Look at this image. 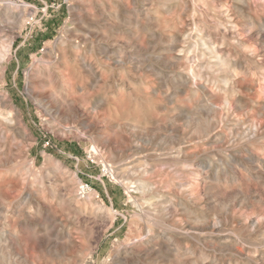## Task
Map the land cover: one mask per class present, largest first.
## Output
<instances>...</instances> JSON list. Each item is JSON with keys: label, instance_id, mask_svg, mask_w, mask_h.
<instances>
[{"label": "rangeland", "instance_id": "obj_1", "mask_svg": "<svg viewBox=\"0 0 264 264\" xmlns=\"http://www.w3.org/2000/svg\"><path fill=\"white\" fill-rule=\"evenodd\" d=\"M23 1L0 6V264H264V0Z\"/></svg>", "mask_w": 264, "mask_h": 264}, {"label": "bare ground", "instance_id": "obj_2", "mask_svg": "<svg viewBox=\"0 0 264 264\" xmlns=\"http://www.w3.org/2000/svg\"><path fill=\"white\" fill-rule=\"evenodd\" d=\"M238 1H242V0H238ZM29 12H30V11H29ZM103 12H104V11H103ZM119 15H120V14H119ZM124 17H125V16H124ZM116 18H117V17H116ZM129 18H130V17H129ZM245 18H246V17H245ZM122 20H123V19H122ZM128 20H129V19H128ZM122 24H123V23H122ZM129 24H130V23H129ZM130 27H131V26H130ZM126 28H127V26H126ZM133 28H134V27H133ZM131 29H132V28H131ZM131 29H130V30H131ZM131 42H132V41H131ZM131 42H130V43H131ZM62 43H63V41H62ZM195 43H196V42H195ZM134 44H135V43H134ZM175 44H176V43H175ZM114 45H115V44H114ZM126 45H127V43H126ZM131 45H133V44H130V47L132 48ZM135 45H136V44H135ZM128 46H129V44H128ZM125 47H126V46H125ZM133 47H134V45H133ZM126 48H127V47H126ZM131 48H130V49H131ZM174 48H175V47H174ZM132 50H133V49H132ZM132 50H131L130 52H132ZM206 50H207V49H206ZM208 51H209V50H208ZM210 51H211V50H210ZM212 53H214V52H212ZM212 53H209V54H212ZM103 54H104V53H103ZM103 54H102V55H103ZM209 54H207V55H209ZM62 56H63V55H62ZM107 56H108V55H107ZM212 56H213V55H212ZM212 56H210V57H212ZM214 56H215V55H214ZM90 57H91V56H90ZM112 57H113V55H112ZM118 57H119V56H118ZM107 58H108V57H106V59H107ZM119 58H120V57H119ZM71 59H72V58H71ZM81 59H82V58H81ZM115 59H116V58H115ZM120 59H121V58H120ZM188 59H189V58H188ZM79 60H80V58H79ZM108 60H110V59L108 58ZM117 60H118V59H117ZM217 60H218V59H217ZM217 60H216V61H217ZM67 61H68V60H67ZM75 61H76V59L74 60V62H75ZM83 61H84V60H83ZM115 61H116V60H115ZM191 61H192V60H191ZM219 61H220V60H219ZM49 62H50V61H49ZM58 62H59V61H58ZM118 62H119V61H118ZM121 62H122V61H121ZM64 63H65V62H64ZM75 63H76L78 66H79V64H81L80 62H79V64H78L77 62H75ZM92 63H93V62H92ZM106 63H107V62H106ZM66 64H67V63H66ZM73 64H74V63H73ZM76 64H75V65H76ZM113 64H114V63H113ZM117 64H118V63H117ZM45 65H46V64H45ZM61 65H62V64H61ZM95 65H97V64H95ZM71 66H73V65H71ZM86 66H87V65H85V63H84V64L81 65V68H84L89 74H91V76H92L93 79H96V75H95V74L93 75L92 70H90V69L87 68ZM91 66H92V64H91ZM218 66H219V65H218ZM75 67H76V66H75ZM89 67H90V66H89ZM92 67H93V66H92ZM92 67H91V68H92ZM234 67H235V66H234ZM70 68H71V67H70ZM72 68H74V67H72ZM76 68H77V67H76ZM76 68H75V69H76ZM78 68H79V67H78ZM189 68H190V67H189ZM75 69H74V70H75ZM104 69H105V68H104ZM185 69H186V68H185ZM220 69H221V68H220ZM72 70H73V69H72ZM72 70H71V71H72ZM77 70H78V69H77ZM99 70H100V69H99ZM186 70H187V69H186ZM186 70H185V71H186ZM57 71H58V70H57ZM93 71H94V70H93ZM76 72H77V71H75V75H77ZM78 72H79V71H78ZM80 72H82V70H80ZM80 72H79V73H80ZM187 72H189V71H187ZM223 72H224V71H223ZM58 73H59V72H58ZM72 73H74V72H72ZM190 74H191V73H190ZM82 75H83V74H82ZM192 75H193V77L195 76L193 73H192ZM192 75H191V76H192ZM60 77H61V83H62L64 86H66V84H67V80H68V79L66 80L65 78H62L63 76H60ZM77 77H78V76H77ZM77 77H76V78H77ZM84 77H85V76L83 75V80H84ZM89 77H90V76H89ZM193 77H192V78H193ZM58 78H59V76H58ZM76 78H75V79H76ZM86 78H87V77H86ZM194 78H195V77H194ZM77 79H78V78H77ZM89 79H91V78H89ZM80 80H81V78H80ZM100 80H101V79H100ZM77 81H78V80H77ZM228 81H229V80H228ZM82 82H83V81H82ZM86 82H87V81H86ZM104 83H105V82H104ZM84 84H86V83H84ZM84 86H85V85H84ZM94 86H95V85H94ZM231 86H232V85H231ZM82 87H83V86H82ZM84 90H85V88H84ZM60 92H61V91H60ZM81 92H84V91H81ZM225 93H226V92H225ZM54 94H55V93H54ZM57 95H58V94H57ZM60 95H61V93H60ZM60 95H59V96H60ZM4 96H5V95H4ZM54 96H56V94H55ZM59 96H58V97L56 96L57 99L60 98ZM79 98H81V97H79ZM85 98H86V97H85ZM67 99H68V98H67ZM82 99H84L83 96H82ZM5 100H6V98H5ZM5 100H3V101H5ZM7 100H8V99H7ZM7 100H6V101H7ZM37 100H38V99H37ZM55 100H56V99H55ZM74 100H75V99H74ZM84 100H85V99H84ZM42 101H43V100H42ZM59 101H60V99H59ZM64 101L66 102V100H64ZM68 101H72V100L68 99ZM86 101H88V100H86ZM38 102H39V101H38ZM62 102H63V101H61V103H62ZM65 102H64V103H65ZM78 102H79V101H76L74 104H77ZM84 102H85V101H84ZM91 102H92V101H91ZM34 103H35V102H34ZM39 103H40V102H39ZM46 103H47V102H46ZM5 104H7V102H6ZM5 104H2V105L4 106ZM40 104H41V103H40ZM49 104H50V106H52L51 103H49ZM55 104H56V103H55ZM8 106H9V104H8ZM50 106H49V107H50ZM98 106H99V105H98ZM98 106H97V107H98ZM52 107L55 108V106H52ZM52 107H51V108H52ZM75 107H76V106H75ZM11 108H12V107H11ZM12 109H13V108H12ZM43 109H44L45 114H49V112H50V108H48L47 106H43ZM56 109H57V108H56ZM56 109H55L54 113H55L56 111H58V110H56ZM76 109H77V108H76ZM0 110H1V108H0ZM13 110H14V109H13ZM1 111H2V110H1ZM9 111H10V110H9ZM11 111H12V110H11ZM93 112H94V111H93ZM52 113H53V112H52ZM57 113H58V112H57ZM76 114H77V113H76ZM76 114H75V115H76ZM17 115H18V114H17V111H16V112H15V111L8 112V113H5V114H1V113H0V120H1V121H2V122H3L8 128H11V127L15 126V121L17 120V117H18ZM81 117H82V116H81ZM84 118H85V117H84ZM84 118H83V119H84ZM104 119H105V118H104ZM81 120H82V119H81ZM81 122H82V121H81ZM0 123H1V122H0ZM3 123H2V124H3ZM87 125H89V124H87ZM81 127H82V126H81ZM83 127H84V126H83ZM128 127H129V126H128ZM5 128H6V127H5ZM234 128H235V127H234ZM13 129H15V128H12V130H13ZM87 129H88V127H87ZM88 130H89V129H88ZM91 130H92V129H91ZM10 131H11V130H10ZM90 132H91V131H90ZM94 135H95V134H94ZM132 149H133V148H132ZM93 150H94V152H97L96 149L93 148ZM128 150H129V149H128ZM133 150H134V149H133ZM180 156H181V154H180ZM142 176H143V174H142ZM135 183H136V182H135ZM133 185H134V184H133ZM139 186H140L141 189H146L145 186L143 185V183H139ZM148 186H149V185H148ZM148 189H149V188H148ZM138 190H139V189H138ZM90 202H91V201H90ZM179 202H180V201H179ZM162 203H163V202H162ZM185 206H186V205H185ZM140 211H141V210H140ZM144 214H145V212H144ZM150 220H151V219H150ZM155 226H156V225H155ZM125 250H126V249H125Z\"/></svg>", "mask_w": 264, "mask_h": 264}, {"label": "built area", "instance_id": "obj_3", "mask_svg": "<svg viewBox=\"0 0 264 264\" xmlns=\"http://www.w3.org/2000/svg\"><path fill=\"white\" fill-rule=\"evenodd\" d=\"M51 2H52L51 5L44 4V6H45V10L44 11H47L48 8H55V0H51ZM2 5H6V6H9V7L13 6V7L18 8L20 10L29 9L30 7H32L30 4L28 5L23 0H0V6H2ZM91 190L92 189H91V187L88 184H83L79 188V191L82 194H86V193H88Z\"/></svg>", "mask_w": 264, "mask_h": 264}]
</instances>
